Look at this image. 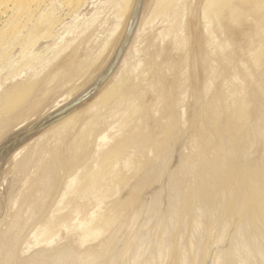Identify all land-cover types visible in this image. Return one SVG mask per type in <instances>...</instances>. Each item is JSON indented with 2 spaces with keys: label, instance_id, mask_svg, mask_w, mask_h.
Masks as SVG:
<instances>
[{
  "label": "rangeland",
  "instance_id": "1",
  "mask_svg": "<svg viewBox=\"0 0 264 264\" xmlns=\"http://www.w3.org/2000/svg\"><path fill=\"white\" fill-rule=\"evenodd\" d=\"M15 1L0 0V143L61 104L71 103V112L80 109L53 128L44 126L49 130L26 138L25 148L0 161V252L12 245L11 264H79L85 253L89 264L98 258L101 264H126L140 236H147L152 247L163 234L175 240L172 264H211L216 252L224 255L221 264H230L240 223L246 239L255 235L264 245V0H144L112 72L114 81L96 102L98 93H87L106 68L130 0ZM132 131L141 137L144 132L145 138ZM47 168L49 176L43 174ZM94 181L102 189L95 191ZM244 198L252 205L249 211ZM198 200L206 204L201 221L208 230L202 233L183 225L182 218ZM152 203L157 210H149ZM141 207L150 213L144 216ZM38 221L39 229H33ZM96 229L101 234L91 238ZM212 229L223 233L215 237ZM81 230L90 231H85L89 239ZM31 232L36 238L27 236ZM178 237L195 244L178 246ZM194 245L201 248L195 250L200 258L191 252Z\"/></svg>",
  "mask_w": 264,
  "mask_h": 264
},
{
  "label": "bare ground",
  "instance_id": "2",
  "mask_svg": "<svg viewBox=\"0 0 264 264\" xmlns=\"http://www.w3.org/2000/svg\"><path fill=\"white\" fill-rule=\"evenodd\" d=\"M16 1H19V0H16ZM15 1V2H16ZM21 1H23V0H21ZM101 1V0H100ZM14 2V3H15ZM20 2V1H19ZM24 2V1H23ZM25 2H28L27 0H25ZM143 2H145L144 0H130L127 4H125V6H124V9H123V21H122V24H123V26L121 25V27H122V29H121V31H119V34H117L116 36H117V39H115V40H117V42H116V44L114 43L113 45H115L114 46V50H113V52L111 51V53H109L110 52V50H112V49H110L109 50V52H108V55L110 54V56H109V59H108V61H107V65H106V68H105V64L103 65L104 66V68H103V70L102 69H100L101 71H99L100 73H99V75H98V77H97V79L95 80V81H97L96 82V84L94 83V85H96L95 87H94V90H92L91 92H89V93H87L90 97H92V95L93 94H95V93H98L94 98V101L96 102V101H98L100 98H102V96L104 95V94H106L107 92H108V89H110V84L112 83V81H114V76H116V75H114L113 77H112V72H113V70L115 69V66L117 65V63L119 62V60H121V54H122V48H123V43H124V41H126L127 39L126 38H129V36H128V33L130 32V30L131 29H133L134 27L133 26H136V23H137V21H138V19H139V16L142 14H140V11H141V8H142V5H143ZM146 2H147V0H146ZM1 3H2V1H1ZM84 3V2H83ZM16 4H17V2H16ZM26 5V4H25ZM120 6H121V4H120ZM144 7H146V5L144 4L143 5V8ZM121 8V7H120ZM120 8H119V11H120ZM122 10V9H121ZM116 13V12H115ZM118 15H119V13H118ZM120 15H121V13H120ZM142 16V15H141ZM119 21H121V19L119 20ZM119 24V23H118ZM118 27V26H117ZM116 27V30L118 29ZM119 27H120V25H119ZM134 31V30H133ZM115 32H117V31H115ZM132 31H131V33H129L130 34V36L132 35ZM115 35V34H114ZM113 36V35H112ZM116 38V37H115ZM130 39V38H129ZM115 40H114V42H115ZM129 41V40H128ZM107 42V41H106ZM126 43V42H125ZM125 46V45H124ZM125 48V47H124ZM107 58H108V56H106ZM106 59V58H105ZM105 62H106V60H105ZM121 63H122V61H121ZM120 63V64H121ZM101 66V65H100ZM117 67V66H116ZM120 69V68H119ZM118 69V70H119ZM116 70V69H115ZM103 71V72H102ZM116 72V71H115ZM118 72V71H117ZM115 74V73H114ZM117 74V73H116ZM111 76V78H109ZM108 78H109V80H108ZM108 80V81H107ZM92 89V88H91ZM84 92V91H83ZM94 92V93H93ZM82 93V92H81ZM86 94V95H87ZM89 97V98H90ZM84 98V97H83ZM83 98H81V99H83ZM88 98V97H87ZM87 98H85V100H88ZM92 99V98H91ZM90 100V99H89ZM258 100V99H257ZM253 101V100H252ZM254 101H256V100H254ZM78 102V101H77ZM76 102V103H77ZM82 102V101H81ZM88 102V101H87ZM86 102V103H87ZM90 102H91V100H90ZM80 103V102H79ZM94 103V102H93ZM259 103V102H258ZM73 104V103H72ZM75 104V103H74ZM73 104V105H74ZM64 105V104H63ZM84 105V104H83ZM71 106V103L70 104H65L64 106H62V104H61V106H57V108H54L55 106H52L51 108L53 109V110H49V112H47L45 115H42L41 117H39L38 119H36L35 121H32L31 123H28L29 125H27L26 127H24V128H22V130H20L18 133V135H16L14 138H12V139H9L12 135H15V134H12L6 141H2L3 143H0V147H2L1 149V155H0V161H4V160H7V158L8 157H10V156H14L17 152H18V150L19 149H22V147L23 148H25V144L26 143H24L25 142V140L27 141V139H29V138H32V136H36V134H38V133H40V130H42L43 128H44V126L46 127V125H50V127L51 128H53L55 125H57V124H60L59 122L60 121H62V120H66V119H68L69 117H71V116H73L76 112H77V108L79 107V105H78V107L76 108V109H74V110H76V111H68L70 108H72V107H74V106H72V107H70ZM75 106H76V104H75ZM82 106V105H81ZM255 106V105H254ZM167 109H168V107H166ZM258 108V107H257ZM260 108V107H259ZM259 108H258V110H259ZM78 109H80V108H78ZM161 109V108H160ZM255 109V108H254ZM263 109V108H262ZM261 110V109H260ZM156 111V110H155ZM161 111V110H160ZM152 112V111H151ZM256 113H257V110H256ZM255 113V114H256ZM259 114H261L260 112H258ZM262 114H263V112H262ZM264 115V114H263ZM262 115V117L264 118V116ZM250 116V115H249ZM254 116V115H253ZM251 117V116H250ZM254 117H256V115L254 116ZM253 117V118H254ZM261 117V116H260ZM54 120V121H53ZM260 120V119H259ZM259 120H257V121H259ZM23 121V120H22ZM252 121H253V123L255 122L256 123V120H254V119H252ZM51 122V123H50ZM251 122V121H250ZM261 122H263L262 120H260V123ZM219 123V122H218ZM253 123H252V125H253ZM258 123V122H257ZM25 124H26V122H25ZM22 125V124H21ZM141 125H142V123H141ZM260 127H261V125H262V123L261 124H258ZM16 126V125H15ZM53 126V127H52ZM220 126V125H219ZM255 127H256V124L254 125ZM17 127V126H16ZM15 127V128H16ZM50 127H48V128H50ZM139 127H140V125H139ZM148 126H146V124H145V128L143 127V129H146V131L145 132H147L148 130V128H147ZM258 127V126H257ZM259 127V129H261ZM137 128V127H136ZM134 129L135 131L137 130V129ZM251 128V127H250ZM262 128H264V126H262ZM47 131L49 130V129H47V128H45ZM45 129H43V130H45ZM142 129V130H143ZM252 129V128H251ZM17 130V129H16ZM46 130H45V132H46ZM140 130V129H139ZM223 130V129H222ZM254 130V129H253ZM51 131V130H50ZM262 131V130H261ZM12 132H14V131H12ZM17 132V131H16ZM42 132H44V131H42ZM41 132V133H42ZM132 132H134V131H132ZM140 132V131H139ZM139 132H137V133H135L134 132V134L136 135V134H138ZM150 132V131H149ZM148 132V133H149ZM252 132V131H251ZM40 133V134H41ZM142 133V132H141ZM148 133H146V134H148ZM255 133V132H254ZM257 133V132H256ZM145 134V135H146ZM260 134V133H259ZM264 134V133H263ZM140 135V136H139ZM143 135H144V132H143ZM143 135H142V137H141V134L139 133L136 137L137 138H145V137H143ZM37 136H39V135H37ZM149 136V135H148ZM148 136H146V138L148 137ZM151 136V135H150ZM135 137V138H136ZM253 137V136H252ZM260 137H262V136H259V138ZM27 138V139H26ZM34 138V137H33ZM140 138V139H141ZM149 138V137H148ZM255 138H256V136H255ZM1 139V138H0ZM257 139V138H256ZM24 140V141H23ZM142 140V139H141ZM23 141V142H22ZM137 141H140V140H138L137 139ZM31 142V141H30ZM30 142H28V144L30 143ZM260 142V141H259ZM24 143V144H23ZM251 146V145H250ZM13 152H14V154H13ZM260 156V155H259ZM257 159L259 158V157H256ZM260 158H262V156H260ZM259 160V159H258ZM6 163H7V161H6ZM0 164H1V162H0ZM3 164V163H2ZM245 164V163H244ZM243 163H242V165L243 166H245ZM86 166V165H85ZM155 166V165H154ZM1 167V166H0ZM93 167V166H92ZM242 167V166H241ZM150 168V167H149ZM95 169V168H94ZM226 169V168H225ZM243 169L244 168H241V171L243 172ZM92 170V169H91ZM200 170V169H199ZM223 170V169H222ZM155 171V170H154ZM225 171V170H224ZM228 171V170H227ZM227 171H225V172H227ZM52 172V171H51ZM56 172V171H55ZM109 172V171H108ZM223 172V171H222ZM110 173V172H109ZM43 174H45V176L46 175H48L49 176V174H50V172H49V169L47 168L45 171H44V173ZM110 174H113V173H110ZM72 175V174H71ZM116 175V174H115ZM200 175V174H199ZM198 175V176H199ZM225 175V174H224ZM45 176H44V178H45ZM108 176H110L109 174L107 175L106 174V176L104 177V178H106V179H110V177H108ZM145 177H146V175H144ZM244 177V176H243ZM70 178H72V176H70L69 177V180H70ZM102 178H103V176H102ZM103 178V182H105V179ZM112 178V177H111ZM149 177H147L146 178V180L148 179ZM246 178H249V177H246ZM67 179H68V177H67ZM66 179V180H67ZM109 179L108 180H106V182H108L109 181ZM140 179H141V177H140ZM143 179H144V177H143ZM206 179V178H205ZM204 179V180H205ZM243 179V178H242ZM251 179V178H250ZM65 180V181H66ZM69 180H67V181H69ZM252 180V179H251ZM97 181V180H96ZM141 181V183H142V181L144 182V180H140ZM140 181H139V183H140ZM71 181H69L68 182V185H69V183H70ZM95 182V181H94ZM103 182H101V180H100V178H99V183H101L100 185H103L104 186V184H103ZM209 182H210V180H209ZM242 182H243V180H242ZM241 182V183H242ZM248 182H250V180H248ZM66 184L65 185H67V182H65ZM96 183V185H94V190L96 191H98V188H100V189H102V187H100V185H99V187H95V186H97V184H99V183H97V182H95ZM205 183H206V180H205V182H203L202 183V185H204L205 186ZM208 183V182H207ZM240 183V184H241ZM263 183V182H262ZM143 184V183H142ZM259 184V183H258ZM67 185V186H68ZM200 186L201 188L203 187V186ZM135 186H137V185H135ZM139 186V185H138ZM207 187H208V185H206ZM241 187V190L243 189L242 187V185H240ZM93 187V186H92ZM207 187H205V190L207 191ZM135 188V187H134ZM133 188V189H134ZM257 188V187H256ZM260 188H261V186H260ZM89 189H90V191L93 189V188H91V187H89ZM89 189L87 188V189H85L86 191L88 190L89 191ZM132 189V188H131ZM132 189V190H133ZM136 189H138L137 187H136ZM140 189V188H139ZM138 189V190H139ZM200 189V188H199ZM135 190V189H134ZM137 190V191H138ZM244 190V189H243ZM247 190V189H246ZM84 191V190H83ZM86 191H84V192H82L81 194H83L84 195V193H86ZM93 191V190H92ZM105 191V190H104ZM185 191V190H184ZM198 191V190H197ZM205 192V191H204ZM179 193L180 192H178V195H179ZM184 193H186V192H184ZM263 193V192H262ZM80 194V191H79V195H81ZM90 194V193H89ZM95 194H96V192H95ZM98 194H100V193H98ZM181 194V193H180ZM77 195H78V191H77ZM82 195V196H83ZM184 195V194H183ZM195 195V194H194ZM193 195V196H194ZM196 195H198V194H196ZM195 195V196H196ZM176 197H177V193H176V195H175ZM174 196V197H175ZM195 196H194V198H195ZM101 196H99V198H100ZM176 197L174 198V200H176ZM178 197H181V196H178ZM184 198H185V196H183ZM189 197V196H188ZM83 198V197H82ZM96 198H98V197H96ZM99 198L97 199L98 200V202H99ZM187 198V197H186ZM193 198V199H194ZM85 199V198H84ZM82 200V201H85V200ZM182 199V198H181ZM198 199V198H197ZM203 199V198H202ZM244 199H247V198H244ZM243 199V200H244ZM257 199H258V197H257ZM173 200V199H172ZM171 200V201H172ZM185 200V199H184ZM184 200L182 199V202L179 200V202H177V203H184ZM188 200H190V199H188ZM248 200V199H247ZM258 200H261V198H259ZM258 200H256L257 202H258ZM100 201H101V198H100ZM153 201H155V200H153ZM171 201H169V202H171ZM177 201H178V199H177ZM191 201H192V199H191ZM195 201H196V199H195ZM245 201V200H244ZM97 202V203H98ZM160 202V201H159ZM247 202V201H246ZM157 203V202H156ZM174 203H176V202H172L171 204L172 205H174ZM181 203L179 204V207H180V205H181ZM189 203H191V202H189ZM193 203V202H192ZM197 203V204H196ZM249 203V200H248V202L247 203H245L244 202V204H247V208H248V210L247 211H249L250 209H249V207H250V205H251V203H250V205L248 204ZM52 204V203H51ZM142 204V203H141ZM140 204V205H141ZM153 205H154V207L152 206H150V208H149V210L150 209H153V208H157V207H155L157 204H154V203H152ZM195 204H196V207H194L193 209H191V212H190V215H188L187 213H185V215L182 217V218H184L185 220H183V221H185L184 223H183V225L185 224V226L186 225H189L190 227H191V225H194V227L198 230V228H199V230H198V232H200V233H202V231H203V229H202V227L203 228H205V226H207L206 225V223L204 222V223H202V218L204 217V216H202V215H206L205 214V211H204V205H206V204H204V202L202 201V200H198V202H195ZM194 204V205H195ZM160 205V203L158 204V206ZM249 205V206H248ZM142 206V205H141ZM182 206V205H181ZM170 207H172V206H170ZM177 207H178V205H176V209H177ZM251 207H252V205H251ZM74 208V207H73ZM98 208V207H97ZM142 208V211H144V209H146L145 207H144V209H143V207H141ZM159 208V207H158ZM175 208V205H174V207L172 208V210ZM183 208V207H182ZM181 208V209H182ZM246 207L244 206V209H245ZM155 209L153 210V211H155ZM73 210V209H72ZM98 210V209H97ZM103 209H101V211H102ZM141 210V209H140ZM147 210V209H146ZM148 210V211H149ZM157 210V209H156ZM99 211H100V209H99ZM98 211V212H99ZM138 211V210H137ZM181 211V210H180ZM103 212H104V210L102 211V214H103ZM156 212V211H155ZM155 212H153V213H155ZM157 212H159V211H157ZM182 212V211H181ZM243 212V211H242ZM100 213V212H99ZM142 213V212H141ZM144 213H145V211H144ZM150 213V211L148 212V214ZM170 213H172V212H170ZM180 213V212H179ZM244 213H246V211L244 212ZM244 213H240V215H243ZM132 214H133V212H131V216H132ZM147 213H145L144 214V216H146V215H148ZM174 214V213H173ZM181 214V213H180ZM183 214V213H182ZM212 214V213H211ZM214 214V213H213ZM97 215H99V214H97ZM152 215V214H151ZM154 215V214H153ZM153 215H152V218H153ZM95 216V215H94ZM100 216H101V213H100ZM130 216V217H131ZM137 216V215H136ZM142 216V215H141ZM140 216V217H141ZM159 216H160V214H159ZM158 216V217H159ZM168 216H169V214H168ZM172 216V215H171ZM179 216V215H178ZM70 217V216H69ZM129 217V216H128ZM127 217V218H128ZM148 217V216H147ZM151 217V216H150ZM156 217V216H155ZM154 217V218H155ZM163 217H164V215H163ZM213 217H214V215H213ZM212 217V218H213ZM242 218H243V216H241ZM241 217H239V218H241ZM246 217H248L247 215H246ZM83 218H84V216H83ZM100 217L99 216H96V220L97 219H99ZM153 218V219H154ZM168 218V217H167ZM171 218V217H170ZM181 218V217H180ZM241 218V219H242ZM86 219V218H85ZM101 219V218H100ZM142 219V218H141ZM149 219V218H148ZM156 219V218H155ZM214 219V218H213ZM237 219H238V217H237ZM68 220H70V218H68L66 221L68 222ZM125 220L126 219H124V220H122V222H120V223H123L122 224V226L125 224L124 222H125ZM167 220V219H166ZM181 220V219H180ZM244 220H246V219H244ZM27 221H29V220H27ZM40 221H41V219H40ZM40 221H38V222H35V223H38L37 224V226H34V228L33 229H36L37 228V230L39 229V223H40ZM86 220H84L83 222H85ZM138 221V220H137ZM214 221V220H213ZM212 221V222H213ZM238 221V220H237ZM239 221H240V219H239ZM239 221H238V223H239ZM247 221V220H246ZM31 222V221H30ZM42 222V221H41ZM88 222V221H87ZM87 222H86V224H87ZM143 222V221H142ZM146 222H147V220H146ZM154 222V221H153ZM156 222H159V221H156ZM212 222H211V224H212ZM234 222V221H233ZM248 222V221H247ZM14 223V222H13ZM79 223H81V221H79ZM78 223V224H79ZM90 223V222H89ZM88 223V224H89ZM132 223V222H131ZM139 223H141V222H138V224ZM145 223V222H144ZM15 224V223H14ZM16 224H17V222H16ZM32 224V223H31ZM34 224V223H33ZM82 224H84V223H82ZM82 224H80V225H78L79 227L81 226V228H84V226L85 225H83L82 226ZM86 225L85 226V228L87 227V226H89L88 228H90V225ZM152 224V223H151ZM244 224V223H243ZM242 224V225H243ZM35 225V224H34ZM118 225V224H117ZM117 225H115V226H117ZM135 225V224H134ZM148 225H149V223H148ZM160 222H159V227H160ZM183 225H182V227H183ZM214 225V224H213ZM224 225V224H223ZM232 225H235L234 223L232 224ZM236 225H237V223H236ZM16 226V225H15ZM119 226V225H118ZM188 226V227H189ZM198 226V227H197ZM238 226H239V224H238ZM240 226H241V223H240ZM238 227L237 228V233H236V237L238 236H240L241 238L239 239L238 238V240H236V244H235V247L233 248L232 246V250H231V252L230 253H232L231 255H232V257H233V259L232 260H234V261H236V263H239V261H241L239 264H260L261 262H264V245H263V239L262 238H258V236L257 237H255V235H254V237H253V239L252 238H250V239H246V235H245V232H244V230H243V227L241 226V227ZM22 227V226H21ZM23 227H24V225H23ZM31 227V226H30ZM33 227V226H32ZM36 227V228H35ZM152 227V226H151ZM189 227V228H190ZM208 227V226H207ZM206 227V228H207ZM225 227V226H224ZM235 226H232V228H234ZM40 228H41V226H40ZM80 228V229H81ZM115 228V227H114ZM113 228V229H114ZM134 228V227H133ZM139 228V227H138ZM143 228V227H142ZM147 228V227H146ZM155 227H153V229H154ZM231 228V229H232ZM248 228V227H247ZM44 229L45 228H41L39 231H41V230H43L44 231ZM91 229V228H90ZM100 229V228H99ZM148 229V228H147ZM191 229V228H190ZM202 229V230H201ZM224 229V228H223ZM26 230H27V228H26ZM31 230V229H30ZM98 229H96V232L98 233H100L101 234V231L99 230V231H97ZM121 230H122V227H121ZM123 230H124V228H123ZM137 230V229H136ZM178 230V229H177ZM183 230H185V229H182L181 231H183ZM208 230V229H207ZM206 229H204V231L203 232H206L207 231ZM220 230V229H219ZM247 230V229H246ZM24 231H25V228H24ZM39 231H38V233H37V237H38V234H40L39 233ZM83 231V233H84V235H85V237H87L88 239H89V237L87 236V233L88 232H90V231H86V230H81V232ZM85 231L87 232V233H85ZM144 231V230H143ZM142 231V232H143ZM145 231H146V229H145ZM153 231V230H152ZM231 231H233V230H231ZM235 231H236V229H234V234H235ZM27 232H28V230H27ZM26 231H25V233H27ZM33 232H35V231H33ZM110 232V231H109ZM112 232H113V230H112ZM148 232V231H147ZM147 232L145 233V234H147ZM222 232V230H220V231H218V230H215V229H212V231H210V234H214V236L216 237V235L217 234H219L220 235V233ZM225 232V231H224ZM21 233L23 234V231L22 232H20V237H21ZM24 233V237H25V234ZM42 233V232H41ZM46 233V230L44 231V234ZM95 233V232H94ZM99 233H98V235L95 233V235L93 234L92 236L91 235H89L90 233H88V235L91 237V238H93V236H99ZM114 233H115V230H114ZM121 233V232H120ZM136 233V232H135ZM164 233V232H163ZM208 233H209V231H208ZM208 233H207V235H208ZM223 233V232H222ZM244 233V234H243ZM28 234V233H27ZM49 234V233H48ZM91 234H92V230H91ZM110 234H111V232H110ZM204 234V233H203ZM234 234H233V236H234ZM18 235V234H17ZM16 235V236H17ZM83 235V234H82ZM109 235V234H108ZM245 235V236H244ZM27 236H30V239H32L33 238V236L35 237L36 236V234L34 235L32 232L30 233V235H27ZM31 236H32V238H31ZM80 236H81V233H80ZM135 236V235H134ZM210 236V235H209ZM232 236V237H233ZM261 236V235H260ZM15 237V236H14ZM19 237V238H20ZM23 237V238H24ZM77 237H79V236H77ZM83 237V236H82ZM108 237V236H107ZM113 237V236H112ZM115 237V236H114ZM145 237H147V236H145ZM145 237H141L140 236V238H138L137 239V241H136V243H135V247H133V251H132V253L130 254V256H131V258H132V256H134V258H132L131 260L129 259L128 261H127V263L126 264H172L171 262L173 261V260H171V258H170V253H171V251H172V247L174 246L172 243H174L175 242V240H174V242H172L171 243V240H170V242H169V239L167 240L166 239V237H165V235L163 234V240H161V237L159 238V240L158 241H155L154 242V245L151 247V245H150V247L148 246L149 244H151L150 243V241L149 240H147ZM149 237V236H148ZM169 237V236H168ZM167 237V238H168ZM183 237V236H182ZM185 237V236H184ZM183 237V238H184ZM205 236H203V238H204ZM213 237V236H212ZM219 237V236H218ZM218 237H217V240H218ZM245 239H244V238ZM262 237H263V235H262ZM17 238V237H16ZM36 238V237H35ZM35 238H34V240H35ZM49 238V237H48ZM47 238V239H48ZM95 238V237H94ZM103 238H105V237H103ZM188 238V237H187ZM186 238V239H187ZM202 238V240H204ZM214 238V237H213ZM242 238H243V240H242ZM258 238V239H257ZM15 239V238H14ZM26 239V238H25ZM25 239H23V241L24 242H26L25 241ZM29 239V238H28ZM50 239H52V238H50ZM50 239H48L49 241H50V243L49 244H53V242L50 240ZM78 239H81V238H78ZM86 238H84L83 237V241H82V244H84L85 243V240ZM87 239V240H88ZM178 239V240H177ZM176 240H177V243L178 242H181V245L183 244L182 242H186V244H184V245H186V246H188V245H192V244H195L194 242H191L189 239L186 241V240H181L180 239V237H178ZM207 239H208V237H207ZM19 240V239H18ZM22 240V239H21ZM46 240V239H45ZM48 240H46V241H48ZM104 240V239H103ZM112 241H113V239H111ZM117 240H118V238H117ZM123 240V239H122ZM134 240H135V238H134ZM133 240V241H134ZM151 240V239H150ZM212 241H213V239H211ZM223 240V239H222ZM234 240H235V238H234ZM241 240V241H240ZM262 240V241H261ZM48 241V242H49ZM105 241V240H104ZM111 241V242H112ZM115 241V240H114ZM113 241V242H114ZM206 240H204V242H205ZM220 241V240H219ZM19 242V241H18ZM52 242V243H51ZM87 242H89V241H87ZM86 242V243H87ZM207 242V241H206ZM209 242V241H208ZM20 243V242H19ZM23 243V242H22ZM91 243V242H90ZM105 243H107V242H105ZM108 243H109V241H108ZM119 243H120V240H119ZM118 243V244H119ZM177 243H176V246H175V248H177ZM190 243V244H189ZM216 243H217V241H216ZM230 243V242H229ZM235 243V242H234ZM233 243V244H234ZM18 244V243H17ZM36 244H38V243H36ZM49 244H47L48 246H49ZM112 244V243H111ZM111 244H110V246L108 247V248H110L111 247ZM117 244V243H116ZM116 244H115V246H116ZM131 244H132V242H131ZM180 243H178V246H180L179 245ZM223 244H225L224 242H223ZM231 244V243H230ZM19 245V244H18ZM23 245V244H22ZM99 245V244H98ZM98 245L96 246L97 247V249H98ZM101 245V246H100ZM99 246L102 248V244H100ZM107 245V244H106ZM112 245H114V244H112ZM124 245V244H123ZM173 245V246H172ZM207 245H208V243H207ZM220 245V244H219ZM14 246V245H13ZM17 246V245H16ZM66 246H69V245H66ZM91 246V245H90ZM105 246V245H104ZM118 246H120V245H118ZM183 246V245H182ZM200 246H202V250H203V258H205V257H207V256H204L205 254H204V251L205 250H207L206 249V247H208V246H206L205 247V243H204V246H203V244L202 245H200ZM12 247V245H10V247L9 248H6L3 252H0V254H3L2 256L4 257H2V256H0L1 257V259H0V264H11V260H12V258H10L9 257V255L11 254V252L13 251L12 249H14L13 247ZM63 247V246H62ZM94 247V246H93ZM113 247V246H112ZM196 246L194 245V248H195ZM222 247V246H221ZM230 246L228 245V248H229ZM16 248V247H15ZM60 248V247H59ZM65 248H67L68 249V247H65ZM87 248V247H86ZM91 248V247H90ZM107 248V249H108ZM117 248V247H116ZM123 248V247H122ZM150 248H153L152 249V251H149L148 252V250H150ZM185 248V247H184ZM188 248V247H187ZM186 248V249H187ZM189 248H190V246H189ZM192 249V251L191 252H194L195 250H197V248H199V246L197 245V248H195V249ZM204 248H205V250H204ZM216 248H218V246L216 247ZM225 248V247H224ZM61 249H63V248H61ZM89 249V248H88ZM96 248H94V251H98L99 252V254L101 253V251H100V249L99 250H95ZM105 249V248H104ZM120 249V248H119ZM191 249V248H190ZM209 249H211V248H209ZM215 249V248H214ZM222 249H223V247H222ZM18 250V249H17ZM84 250H86V249H84ZM89 250H91V249H89ZM93 250V249H92ZM91 250V251H92ZM111 250V249H110ZM113 250V249H112ZM114 250H116L115 249V247H114ZM177 250V249H176ZM184 250V249H183ZM199 251L201 250V248H199L198 249ZM15 251H16V249H15ZM41 251H43V250H41ZM59 251V250H58ZM94 251H93V254L95 255L97 252H95L94 253ZM120 251H122V250H120ZM174 251V250H173ZM179 251V250H178ZM198 251V252H199ZM36 252V251H35ZM38 252V251H37ZM60 252H61V250H60ZM63 252H64V249H63ZM74 252V251H73ZM90 252V251H89ZM112 251H110V253H111ZM118 252V251H117ZM185 253H186V251H184ZM188 252H189V250H188ZM212 253H213V250L211 251ZM215 252V251H214ZM228 252H229V250H228ZM15 253V255L18 253V251H17V253L16 252H14ZM65 255H67L68 253H69V250H65ZM71 253V252H70ZM76 253V252H75ZM87 253H88V251H87ZM105 253V252H104ZM120 253V252H119ZM123 253V252H122ZM175 253H177V251L175 252ZM34 254V253H33ZM41 254V252L39 253V255ZM51 254V253H50ZM58 254V253H57ZM57 254H56V256H57ZM61 254H62V252H61ZM72 254V253H71ZM172 254H173V252H172ZM172 254H171V257H172ZM187 254V253H186ZM191 254H193V253H191ZM195 254V255H194ZM193 255L196 257V251H195V253H194ZM14 255V256H15ZM38 255V254H37ZM42 255H43V253H42ZM42 255H41V258H43L42 257ZM47 255H48V253H47ZM46 255V256H47ZM101 255H103V254H101ZM100 255V256H101ZM107 255H109V254H107ZM198 255H200L199 253H198ZM198 255H197V257H198ZM225 255H226V253H225ZM227 255H228V253H227ZM11 256H12V254H11ZM13 256V257H14ZM45 255H44V257H46ZM63 256V255H62ZM91 256H92V253H91ZM104 256V259H102V260H104V262H105V256L106 255H103ZM110 256V255H109ZM120 256V255H119ZM121 256H123V254H121ZM128 256H129V254H128ZM177 256V255H176ZM179 256V255H178ZM190 256V255H189ZM202 256V255H201ZM200 256V257H201ZM211 257H209V261L211 262V264H221L222 263V261L221 260H223V262H224V259H223V253H220V252H216V253H213L212 255H210ZM33 257V256H32ZM34 257H36V255H34ZM48 257V256H47ZM50 257V256H49ZM95 257V256H94ZM111 257V256H110ZM187 257V256H186ZM200 257H198V258H200ZM227 257V256H226ZM230 257V256H229ZM231 257V258H232ZM3 258V259H2ZM87 258H89V255L87 254V256H86V253H85V257L83 256V258H79V261L77 260V262H79V264H89V263H87L88 262V260L89 259H87ZM91 258V257H90ZM128 258V257H127ZM169 258H170V260H171V262L169 261ZM183 258V257H182ZM185 258V257H184ZM197 258V259H198ZM203 258H201V259H203ZM225 258V257H224ZM14 259L16 260V258L14 257ZM13 259V260H14ZM30 258L28 257V260H29ZM37 259V258H36ZM40 259V258H39ZM92 259V258H91ZM99 259V258H98ZM98 259H97V261L94 263V264H96V263H103V261L102 262H100V261H98ZM108 259V258H107ZM173 259V258H172ZM185 259H188V258H185ZM191 259V258H190ZM190 259L189 260H187L188 261V263H190ZM196 259V260H197ZM242 259V260H241ZM261 259V260H260ZM23 260V259H22ZM21 260V261H22ZM52 260V259H51ZM63 260L64 259H62V261H60V262H63ZM109 260H110V258H109ZM113 260H114V258H113ZM192 260V259H191ZM193 260H195V258L193 259ZM232 260H231V263L230 264H232L233 262H232ZM239 260V261H238ZM254 260H256V261H254ZM35 261V260H34ZM39 262H40V260H38ZM38 261H35V262H37V264L39 263ZM120 261V260H119ZM122 261V260H121ZM168 261V262H167ZM176 261H177V259H176ZM185 261V260H184ZM238 261V262H237ZM14 262V261H13ZM13 262H12V264H13ZM15 262H17V261H15ZM20 262V261H19ZM27 262V261H26ZM29 262H32V261H29ZM107 262V261H106ZM109 262H111V261H109ZM115 262H116V259H115ZM194 262V261H193ZM200 262V261H199ZM18 263V262H17ZM23 264H24V262H22ZM22 263H19V264H22ZM67 263V262H66ZM65 263V264H66ZM122 263H124V262H122ZM174 263H175V260H174ZM182 263V262H181ZM181 263H179V264H181ZM187 263V262H186ZM198 263V262H197ZM201 263V262H200ZM205 263H206V261H205ZM227 263V262H226ZM235 263V262H234ZM235 263V264H236ZM14 264H16V263H14ZM27 264H30V263H27ZM41 264V263H40ZM78 264V263H77ZM91 264H92V260H91ZM111 264V263H110ZM116 264V263H115ZM177 264V263H176ZM183 264V263H182ZM184 264H185V262H184ZM190 264H194V263H190ZM204 264V263H203ZM224 264V263H223ZM229 264V263H228ZM263 264V263H262Z\"/></svg>",
  "mask_w": 264,
  "mask_h": 264
}]
</instances>
